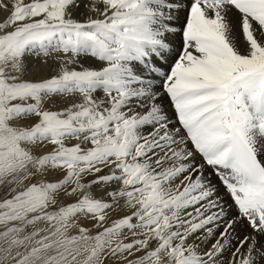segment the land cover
<instances>
[{"label":"snow or ice","instance_id":"snow-or-ice-1","mask_svg":"<svg viewBox=\"0 0 264 264\" xmlns=\"http://www.w3.org/2000/svg\"><path fill=\"white\" fill-rule=\"evenodd\" d=\"M0 12V264H264V0Z\"/></svg>","mask_w":264,"mask_h":264},{"label":"bare ground","instance_id":"bare-ground-1","mask_svg":"<svg viewBox=\"0 0 264 264\" xmlns=\"http://www.w3.org/2000/svg\"><path fill=\"white\" fill-rule=\"evenodd\" d=\"M170 39H171V41H172L173 46L176 47V48H178V47H179V43H180L179 38H178V37H171ZM169 62H171V61H169ZM45 71H46V70H45ZM50 74H51V73H50ZM50 74H49V75H50ZM163 103H164V106H165V108H166L168 114H169L170 116H174V112H173V110H171L172 107H171L170 104L168 103V100H167L166 97L163 99ZM214 182L217 183V186L219 187L218 182H217V181H214ZM220 195L223 196L224 199H225L226 201L228 200V197L224 194V192H223L222 190H221V192H220ZM229 202H230V201H229ZM240 230H241V229H238V231H240Z\"/></svg>","mask_w":264,"mask_h":264},{"label":"rangeland","instance_id":"rangeland-1","mask_svg":"<svg viewBox=\"0 0 264 264\" xmlns=\"http://www.w3.org/2000/svg\"><path fill=\"white\" fill-rule=\"evenodd\" d=\"M3 19H4V13H3V12H0V20H3ZM53 55H55V53H54ZM29 59H31V58H29ZM32 62L35 63V61H32ZM52 67L55 68V65L53 64ZM49 74H50V72L47 71V70L44 71L43 73H41V75H43V76H47V75H49ZM33 78H38V77H33ZM171 110H172V109H171ZM245 230H246V229H245ZM245 230H240V231H239L240 234L243 235Z\"/></svg>","mask_w":264,"mask_h":264}]
</instances>
